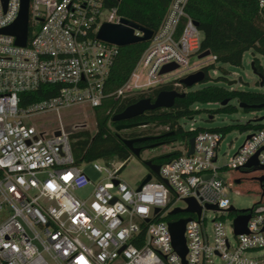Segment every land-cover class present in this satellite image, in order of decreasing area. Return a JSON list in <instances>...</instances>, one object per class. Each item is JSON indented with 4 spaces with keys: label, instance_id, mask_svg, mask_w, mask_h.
<instances>
[{
    "label": "built area",
    "instance_id": "built-area-1",
    "mask_svg": "<svg viewBox=\"0 0 264 264\" xmlns=\"http://www.w3.org/2000/svg\"><path fill=\"white\" fill-rule=\"evenodd\" d=\"M187 2L168 0L149 44L111 93L114 98L180 86L181 78L215 61L212 54L199 58L202 33ZM258 3L264 7V0ZM22 5L0 0V264H215L216 258L221 264H264V195L245 211L230 210L233 182L226 185L218 176L217 130L197 131L193 152L180 146L182 153L159 163V175L138 190L141 182L133 187L122 180V166L113 160L91 161L108 179L91 180L82 169L85 162H74L70 131L62 124H35L33 118L59 108L101 105L120 46L97 34L103 23L121 24L124 17L112 0H28L22 45L3 31ZM169 64L176 67L161 72ZM263 147L264 128L249 131L226 167L253 169L245 164L255 155L257 165H264ZM87 186L86 197L74 194ZM187 198L200 212L173 214L178 201L185 203L179 208L188 207ZM207 211L215 213L210 225ZM243 214H249L247 231L236 233L235 218ZM180 218H188L184 261L168 226Z\"/></svg>",
    "mask_w": 264,
    "mask_h": 264
},
{
    "label": "trees",
    "instance_id": "trees-1",
    "mask_svg": "<svg viewBox=\"0 0 264 264\" xmlns=\"http://www.w3.org/2000/svg\"><path fill=\"white\" fill-rule=\"evenodd\" d=\"M112 3L117 6V12L122 17L154 33L166 11L168 0H112ZM186 11L198 23V28L202 33L200 49L210 50V53L216 57L214 62L201 67L204 72V79L201 82L204 85L192 89V86L186 87L183 84L174 86L170 83L116 99L111 93L127 79L149 41H138L120 46L106 80L102 103L94 108L95 133L91 134L88 129L70 131L71 149L76 164L97 159L123 163L132 155L123 142L125 138L152 137L148 141L135 144L141 147L142 153L149 148L175 143L187 148L189 139L200 129L217 130L223 138L225 134L235 129L252 131L264 128V123L257 117L216 128L195 127L189 130L182 126L180 123L182 118H192L193 114L199 111L195 108L198 103L220 104L219 108L209 110L210 118L216 112H235L239 105L243 111L248 113L264 110L263 92L236 89L216 83L220 80L228 81L225 76L227 71L221 66L222 64L241 66L243 55L251 51L254 55L253 66L262 74L264 84V68L259 59L255 57L256 53L264 57V7L259 6L258 0H188ZM182 26L181 23L179 31ZM209 69H217L220 74L213 79L208 74ZM212 80L215 82L211 83ZM172 89L184 92V95L176 97L171 107L146 110L127 120L114 121L112 119L115 114L139 99L151 98L153 101L159 91ZM233 100L238 106L231 103ZM123 123L134 125L127 129L117 130V125ZM150 125L164 126L165 129L158 134H152ZM152 144L155 146L152 147ZM181 153L180 148H175L153 156L149 160L164 163ZM238 170L248 172L253 169L239 168ZM259 185L262 195L264 182H259Z\"/></svg>",
    "mask_w": 264,
    "mask_h": 264
},
{
    "label": "rangeland",
    "instance_id": "rangeland-1",
    "mask_svg": "<svg viewBox=\"0 0 264 264\" xmlns=\"http://www.w3.org/2000/svg\"><path fill=\"white\" fill-rule=\"evenodd\" d=\"M253 53L251 51L245 52L242 58L241 66H233L230 64H222L221 66L227 71L225 75L228 81L220 80L216 83L218 85H223L226 87H233L236 89L257 91L264 93V84L258 78V76L253 72L252 69V60ZM260 61L261 66L264 68V57L259 54H255ZM197 57H192L191 61H197ZM203 62H209L208 58L200 59ZM209 76L213 79L220 74L219 70L212 71L209 69ZM211 83L215 80L210 81ZM231 82V84H229ZM204 85L203 82H198L192 86V89H196ZM179 86V85H178ZM180 89L186 90L182 87ZM231 103L237 104L235 100ZM218 103H198L195 105V108H198L199 111L193 114L192 118H182L180 123L184 125L185 129H188L191 124L194 127L202 128H216L221 127L233 122H245L249 119L260 118L264 116V110L256 112H245L239 106L237 111L232 113L225 112H216L213 114V117L210 118L209 110H215L219 108ZM33 121H36L35 124L45 128H55L61 124L68 131H76L80 129H88L91 134H94L96 131V122L94 117V108H91L87 105H76L73 107L59 108L48 112L46 114L38 115L33 118ZM264 123V119L261 120ZM150 133L158 134L161 130L165 129L164 126L153 127L150 125ZM113 128V127H112ZM248 131L232 130L231 132L225 134L222 138L218 151V166L221 168L218 170V176L228 185L229 182H233V186L228 189V198L230 203L234 208L241 210L251 208L256 202L260 200L261 189L259 181L256 177L263 175L264 170L256 169L248 172H241L238 169L230 170L226 167V164L229 162L230 157L237 151V149L242 145L245 140ZM180 145L175 143L173 145H162L160 147H154L144 150L140 154V158L134 156L133 154L123 163L120 161L115 162L114 166H122L121 172L119 173L120 178L126 181L133 187H136L148 173V168L143 163L144 160H149L151 157L171 151L175 148H179ZM114 166L109 167L113 169ZM82 169L87 174V176L93 180H103L107 181L105 172L96 171L92 162H85L82 164ZM239 179V182L235 180ZM91 187L87 186L84 188H78L74 190V194L79 197H86L89 194ZM179 207H184L185 203L183 201H178L176 203ZM182 215V214H180ZM215 213L213 211H207V223L210 225ZM215 264H221L220 259L216 258Z\"/></svg>",
    "mask_w": 264,
    "mask_h": 264
},
{
    "label": "water",
    "instance_id": "water-1",
    "mask_svg": "<svg viewBox=\"0 0 264 264\" xmlns=\"http://www.w3.org/2000/svg\"><path fill=\"white\" fill-rule=\"evenodd\" d=\"M23 5L20 11V14L17 18V20L9 27L4 29L3 31L14 35L16 37V42L18 44L24 45L27 38V20H28V0H22ZM196 25H198L197 22H195ZM134 29H139L143 32V35H135ZM153 32L139 27L137 24L129 21L128 19L122 18L121 24H112V23H103L97 36L98 38L105 40L107 42L115 43L119 46H125L129 44H133L138 41H146L149 40L152 36ZM210 50H204L201 54H199V58H203L206 56H209ZM253 72L258 76V78L263 81V76L260 72L256 70V68L253 66V62L251 63ZM176 67L175 64H169L164 66L161 69V72L172 70ZM204 79V72L202 69H198L192 73L187 74L183 78L180 79V83L183 84L186 87L193 86L194 84L201 82ZM231 84V82H229ZM184 92H180L176 89L172 90H161L157 93L154 100L152 101L151 98H141L138 101L128 105L125 107L121 112L115 114L113 116L114 121H122L134 118L146 110H153L156 108H169L174 104L175 98L183 96ZM241 106V105H239ZM264 119V116H261L258 118V120ZM134 124L131 123H123L117 125V130H123L127 129L128 127L132 126ZM56 135L59 134V131L55 132ZM152 139V137L149 136H140L137 138H125L123 139L124 144L130 149L131 153L138 157L141 153V147L136 146L135 144L142 143L145 141H148ZM193 142L194 137H191L189 139V150L188 154L193 152ZM152 147L155 146V144L151 145ZM264 148V147H263ZM143 163L148 168V173L145 175L143 180L141 181L140 185L138 186V190L141 188V186L149 181L152 178V174L159 175V168L160 164L154 163L151 160H144ZM258 161L256 159V155L245 164V167L249 168L253 166V169H260L264 170V165H257ZM256 179L262 183L264 182V174L256 177ZM236 182H239V180H236ZM264 195V191L263 194ZM188 203V207L185 209L182 208H175L172 213H179V212H186V211H197L200 212V206L195 202L193 198H187L186 199ZM207 207L216 208V206L213 205H207ZM234 207H230V210H233ZM159 209H156L158 211ZM242 211H245L246 209H241ZM249 218V214H243L239 215L235 218L234 221V227L236 233L246 232V222ZM188 218H180L175 221H171L168 223L169 230L172 237V244L174 246L175 251L181 256L182 260L184 261V257L187 253V247L185 243V237H184V230H185V223L187 222Z\"/></svg>",
    "mask_w": 264,
    "mask_h": 264
},
{
    "label": "flooded vegetation",
    "instance_id": "flooded-vegetation-1",
    "mask_svg": "<svg viewBox=\"0 0 264 264\" xmlns=\"http://www.w3.org/2000/svg\"><path fill=\"white\" fill-rule=\"evenodd\" d=\"M136 146H138V145H136ZM154 163H156V162H154ZM157 164H159V163H157Z\"/></svg>",
    "mask_w": 264,
    "mask_h": 264
}]
</instances>
